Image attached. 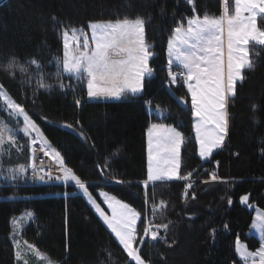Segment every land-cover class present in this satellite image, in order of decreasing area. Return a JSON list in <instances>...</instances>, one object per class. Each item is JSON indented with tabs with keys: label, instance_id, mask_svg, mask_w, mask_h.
<instances>
[{
	"label": "trees",
	"instance_id": "1",
	"mask_svg": "<svg viewBox=\"0 0 264 264\" xmlns=\"http://www.w3.org/2000/svg\"><path fill=\"white\" fill-rule=\"evenodd\" d=\"M233 6L234 0H7L0 5V85L79 183L93 193L104 189L140 214L138 234L147 224L156 234L139 249L149 264H241L236 242L251 251L260 245L249 230L254 210L264 212V45L250 44V65L227 102L224 142L205 162L197 156L189 95L166 68L168 41L177 28L192 17H218L224 8L231 12ZM135 19L144 23L153 76L144 79L142 95L92 101L85 78L62 70V32L94 21ZM257 20L264 28V15ZM147 106L164 115L158 118ZM0 118L11 121L1 98ZM153 123L182 133L175 181L147 182L146 132ZM29 141L17 133L11 158L2 165H27ZM161 202V210L150 214L148 206ZM25 210L34 216L23 238L56 264H134L76 186L33 184L30 171L27 179L0 180V264H16L10 222Z\"/></svg>",
	"mask_w": 264,
	"mask_h": 264
},
{
	"label": "rangeland",
	"instance_id": "2",
	"mask_svg": "<svg viewBox=\"0 0 264 264\" xmlns=\"http://www.w3.org/2000/svg\"><path fill=\"white\" fill-rule=\"evenodd\" d=\"M263 15L264 0H234L231 12L224 8L220 18L192 17L187 26L177 28L168 41L167 60L172 58L179 67H184V62L192 65L189 73L195 81L192 84L186 82L185 89L193 111L192 127L197 156L203 162L219 150L224 142L227 102L235 95V87L242 81L244 68L250 65V44L264 45V28L258 26L257 20ZM61 40L63 72L76 78L83 76L88 97L92 101L110 102L120 100L125 95H142L144 79L153 76L150 67L153 52L146 43L141 19L89 22L86 28L64 30ZM171 76L174 81L175 75ZM0 98L4 111L13 122L0 118V180L27 179L29 171L34 168L35 152L37 157L46 155L48 161L55 164L54 170H64L58 151L39 130L34 135L35 127L30 117L14 103L1 85ZM146 110L155 113L158 118L164 115L159 107L147 106ZM159 127L161 125L153 123L146 132L148 183L170 182L179 178L184 141L182 133L173 126H163L167 129L164 132L157 130ZM19 132L30 138L28 164L2 165L11 158V150L17 145L16 135ZM54 172L60 175V171ZM63 173V180L58 185L65 186L68 181ZM66 173L74 176L68 170ZM185 182L191 186L193 180L188 177ZM80 194L130 261L134 264H149L140 255L139 249L145 241L154 240L156 234L148 224L138 234L140 214L104 189L98 188L93 193L85 188ZM246 201L244 196L241 203L246 205ZM161 207L162 203H158L157 206H148L147 210L159 212ZM33 216L31 210H25L10 222L9 239L14 248L16 264H56L22 236L24 227L33 220ZM256 220L254 231L258 228L259 234L263 235L264 221L259 216ZM236 244L242 245L245 251L249 250L240 240ZM237 253L243 256L239 247Z\"/></svg>",
	"mask_w": 264,
	"mask_h": 264
},
{
	"label": "crops",
	"instance_id": "3",
	"mask_svg": "<svg viewBox=\"0 0 264 264\" xmlns=\"http://www.w3.org/2000/svg\"><path fill=\"white\" fill-rule=\"evenodd\" d=\"M222 15H223V12H222ZM222 15H220V17ZM167 62L168 63H171V64H174L175 63L172 60V58L170 60H167ZM183 65H184V67H181V68L184 69L185 72H186L185 85H186V82H189V83L192 84L195 81L194 76L189 73L190 71H192V69H191L192 65L190 63H185V62L183 63ZM185 88H186V86H185ZM207 95H206V98H207ZM204 109H205V106H204ZM163 126L164 125H161V127H159L157 130L163 131V132L165 130H167V129H165L166 127L163 128ZM208 158H209V156L206 159L208 160ZM64 174H65L66 182L68 181L67 184H78V185L81 184V183L78 182V180H77V178L75 176L68 175L66 173V170H64L63 175ZM63 178H64V176H63ZM257 216H259L262 219V221H264V212L262 210H260V209H255L254 210V215H253V218H252V224H251V227H250V229H252L250 235L256 237L259 240L260 245L254 251H250V250L245 251L246 249H244V247H242V245L236 244V254H237L238 259L241 261V264H264V234L263 235L259 234L258 228H257V231H254V225L257 224V220H256L257 219ZM263 225H264V223H263ZM249 232H250V230H249ZM238 247H239V249H240V251L242 253L241 255H243L242 257L239 256V254L237 253V248Z\"/></svg>",
	"mask_w": 264,
	"mask_h": 264
},
{
	"label": "built area",
	"instance_id": "4",
	"mask_svg": "<svg viewBox=\"0 0 264 264\" xmlns=\"http://www.w3.org/2000/svg\"><path fill=\"white\" fill-rule=\"evenodd\" d=\"M166 67H171V66L167 65ZM174 69H175V73H176L177 78H178V84L183 85V82H184L183 80L185 78V72L178 67H174ZM39 151H41V150H39ZM36 157H37L36 154H34V158H33L34 168H33V170L30 171L31 182L33 184H37V185H41V184L58 185V184H61V182H62V169L54 170V171H60L59 176L54 175V174L50 173V169L48 168V164H50V162L48 160H46L45 158L41 157L40 155H39V157H37V158ZM185 193H186V191H185Z\"/></svg>",
	"mask_w": 264,
	"mask_h": 264
},
{
	"label": "bare ground",
	"instance_id": "5",
	"mask_svg": "<svg viewBox=\"0 0 264 264\" xmlns=\"http://www.w3.org/2000/svg\"><path fill=\"white\" fill-rule=\"evenodd\" d=\"M55 167V166H54ZM54 167H50V166H48V168L50 169V173H52V174H54V175H56L55 174V172H54ZM63 173V172H62ZM63 180V179H62ZM41 185H48V184H41ZM67 185V184H66ZM71 185H74V186H76L77 188H78V184H71ZM84 188H86V186H85V184H82V188H78V190H79V192H84L85 191V189ZM162 203V202H161ZM155 206H157V205H155ZM164 206V203H162V207ZM161 207V208H162ZM150 212V214H155L156 212L154 211V210H150L149 211Z\"/></svg>",
	"mask_w": 264,
	"mask_h": 264
},
{
	"label": "water",
	"instance_id": "6",
	"mask_svg": "<svg viewBox=\"0 0 264 264\" xmlns=\"http://www.w3.org/2000/svg\"><path fill=\"white\" fill-rule=\"evenodd\" d=\"M7 0H0V5H2L4 2H6Z\"/></svg>",
	"mask_w": 264,
	"mask_h": 264
}]
</instances>
